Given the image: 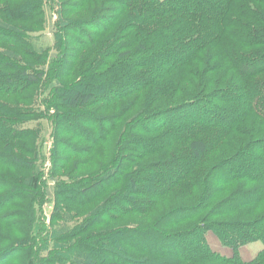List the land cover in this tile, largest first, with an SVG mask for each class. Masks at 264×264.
Wrapping results in <instances>:
<instances>
[{
    "label": "rangeland",
    "instance_id": "374dc122",
    "mask_svg": "<svg viewBox=\"0 0 264 264\" xmlns=\"http://www.w3.org/2000/svg\"><path fill=\"white\" fill-rule=\"evenodd\" d=\"M37 3L42 13L36 7ZM117 6L114 0H0V23L4 22L19 32L16 36L7 29H0V76L8 79L12 87L9 92H0V114L16 124L14 138L10 137L8 143L6 139L0 142V252L5 251L4 255L1 253L3 264H50L49 258H54L52 251L56 248L53 242L55 231L65 222V217H68L66 226L71 231L72 240L63 243V239L58 243L60 245L57 246H63L58 254L73 246L99 240L100 245L92 253L102 258L104 264H130L106 254L104 244L115 248L119 241L123 250L120 255L138 261L143 257L135 252L138 242H124V235L117 236L122 227H149L157 217L175 208L191 206L201 199H196L199 190L186 184L184 190L176 189L156 201L147 216H139L135 212L125 215L117 213L125 205L123 188L128 177L135 180L137 190L144 189L140 197H133V201L140 200L148 192L149 188L144 185V173L145 176L154 173L153 169L142 168L144 163L178 159L189 151L187 143H178L161 154H144L142 160L137 159L131 166L128 165V159L137 158L128 150L131 148L137 156L142 139L149 140V143L152 141L158 149L160 146L155 143H163L159 141L160 138H154L150 130L142 131V119H132L170 109L174 102L205 90L201 89L197 78L191 81L193 78L189 77L190 71L186 67L182 69L184 75H179L178 71L172 76L161 77L146 90H133L127 94L131 91V87L124 83L127 77L137 78L136 75L141 76L144 72V68L141 70V53L136 54L139 53L138 45L145 43L142 47H146L145 56L153 54L147 45L154 42V37L137 32L116 35L115 32L125 21L123 14L129 12L122 15L113 13ZM60 9L61 21L68 24L66 30L58 25ZM115 15L118 22L110 28L109 22ZM105 16L108 23H105ZM173 20L169 18L167 23ZM180 20L185 22L182 26H174V23L167 26L168 32L181 30L176 41L178 37L187 35L189 30V21L183 17ZM101 22L106 27H103L107 31L105 33L97 32ZM123 40L133 41L134 46L122 48L120 45ZM30 44H35L38 49L44 48L46 52L38 56L31 51ZM217 48H205L200 60L194 62L195 68L206 69L208 61L210 64L218 63L217 60H211ZM5 50L13 52L18 60L2 58L1 52ZM4 63L7 67L1 65ZM224 74L225 69L209 72L208 78L220 79ZM25 75L33 79L30 84ZM148 78L150 74L146 76ZM52 81H57L54 86H58L61 91L62 88L70 89L76 85L77 91L83 94L88 91L93 93L94 100L88 106L67 108L63 102L56 101L54 90L49 89ZM215 82L210 83L206 93L212 92L217 86ZM91 84L92 91L89 89ZM171 85L173 87L170 90H165ZM113 91L115 94L112 96ZM255 121L248 118L242 124L246 127L245 138L228 136L220 141L213 152L202 155L195 173L204 176L221 157L231 156L240 149L251 138L252 130H248L249 127L254 132L259 127V133L253 138L263 137L264 127ZM113 123L112 132L100 139L98 132ZM166 133L167 130L163 131L161 139H166ZM208 135L203 134L196 140L208 141ZM140 150L144 151L143 144ZM118 161V171L102 181L104 174L110 169L114 170ZM31 178L37 180L36 188L26 183ZM242 186L241 183L233 184L222 195L227 196ZM92 188L94 190H89ZM78 189L81 191L77 192ZM127 194L134 195L131 188ZM99 205L107 212L95 222L90 213ZM115 206L121 209L115 210ZM263 212L264 208L259 207L221 220L252 221ZM206 214L199 215L186 225L167 226L165 230L181 231L197 221H204ZM86 220L92 224L78 231ZM205 239L213 252L226 258L232 256L231 248L224 246L212 232H208ZM263 248L260 241L247 243L238 248L239 257L244 262L251 261Z\"/></svg>",
    "mask_w": 264,
    "mask_h": 264
},
{
    "label": "trees",
    "instance_id": "16d2710c",
    "mask_svg": "<svg viewBox=\"0 0 264 264\" xmlns=\"http://www.w3.org/2000/svg\"><path fill=\"white\" fill-rule=\"evenodd\" d=\"M115 2L118 6L113 13L122 15L129 11L123 14L125 21L115 32L116 35L137 32L154 37V42L148 44L147 47L155 55L149 53L145 56L146 47L142 48L145 43L138 45L139 53L136 54L141 53V70L144 68V72L142 71L141 76L136 75L137 78L130 75L127 77L124 83L131 87V91L127 94L133 90H146L161 77L172 76L178 71L179 75H184L182 69L186 67L189 68L188 72L190 71V76L189 74L188 76L193 78L191 81L194 82L197 78L201 89L209 90L210 83L213 84L215 81L217 86H214V91L210 93L203 90L187 97L188 99L174 102L170 109H163L143 117L140 115L132 119H142L144 122V126L141 127L142 131L150 130L149 133L154 134V138H160L159 141L163 143H155L160 146L158 149L152 141L149 143V140L142 139L141 145H144L145 152L140 150V145L136 156L135 151H131L130 148L128 152L137 158L128 159L126 161L128 165L131 166L137 159L142 160L141 157L144 154H161L170 146L178 143H187L189 151L186 156L178 159L144 163L142 168L153 169L154 174L145 176L144 173V185L149 189L140 200L133 201L132 199L140 197V192L144 189L137 190L135 180H131L130 177L125 179L128 183L123 188L126 194L123 202L125 205L122 210H118L121 208L115 206L117 213L125 215L135 212L139 216H147L154 208L152 206H155L156 201L176 189L184 190L183 187L186 184L199 190L196 199H201L191 206L175 208L168 214L157 217L153 225L149 227H122L119 230L122 233L118 232L117 236L124 235V242L125 240L129 243L134 240L138 242L139 245L135 246L137 248L135 252L143 256L138 261L125 259L120 255L123 254V250H121L119 241L115 244V248L104 244L105 253L130 264H263L264 248L247 262L240 259L238 248L254 241H260L264 245V212L252 221L221 220L241 211L264 208V136L253 138L259 133V127L255 129V132L249 127L248 130H252L251 138L246 140L245 144L231 156H223L216 161L204 176H198L194 170L199 165L201 156L206 155L208 151L213 152L224 138L228 136L245 138L247 136L246 127L242 124L248 118L255 119L259 126L262 124L264 127V9L262 8L264 0H114ZM36 7L42 13L39 3ZM61 14L60 9L58 25L66 30L68 24L61 21ZM181 17L189 21L187 23L189 30L187 35L182 36L183 38L178 37L179 40L176 41L181 30L168 32L167 26L173 23L174 26H182L185 22L180 20ZM169 18L174 20L168 24L167 19ZM104 19L105 23H108L106 16ZM117 22L115 15L109 22L110 28L115 27ZM103 23L101 22L102 25L97 32H107L103 29V27L106 28ZM0 29H7L16 36L19 34L15 28L4 22L0 23ZM134 37L132 35L133 39ZM116 38L123 39L122 37ZM120 46L127 49L134 45L133 41L123 40ZM30 47L31 51L38 56L46 52V49H38L35 44H30ZM208 47L217 48L211 60H217L218 63L210 64L208 61L206 69L197 70L194 62L200 60L201 52ZM1 57L9 61L18 60L13 52L7 50L1 52ZM1 65L7 67L6 63ZM222 69H225L222 78L215 80L208 78L209 72ZM148 74L150 78L146 79ZM24 77L29 84L33 80L29 76ZM56 82L52 81L49 89L54 90L56 101L63 102L67 108L88 106L94 100L95 95L89 91L83 94L77 91L76 85H72L70 89L62 88L61 91L58 86H54ZM172 87V85L168 86L165 90H170ZM11 89L9 80L0 76V92H9ZM89 89L92 91V84ZM114 94L113 91L111 95ZM15 125L13 120L0 114V142L6 139L5 142L8 143V139L16 135ZM113 128L114 123L104 131L98 132V137L101 139L109 135ZM165 130L168 131V134H165L166 139H161ZM262 132L263 130L260 131ZM156 134L159 136L157 137ZM203 134H210L207 136L208 141L196 140ZM118 167L119 161L114 170L110 169L104 174L102 181L114 175ZM34 178L26 180V183L36 188L37 180ZM237 183L243 186L227 196L222 195L229 187ZM250 186L251 188H248ZM130 188L134 195L127 194ZM78 191L81 190L78 189ZM218 197L221 198L214 203ZM105 212L107 209L103 210V206L99 205L91 211V219L96 222ZM203 213H207L204 221H197L181 231L166 232L165 230L167 226L173 228L186 225ZM64 221L55 231L53 242L56 248L52 251L54 258H49L50 264L65 262L104 264L105 261L102 258L92 253L98 246L99 240L86 245L73 246L69 250H64L62 254L57 253L61 252L63 247L57 246L60 245L58 243L63 239H65L63 243L72 240L71 231L66 226L68 217H65ZM91 224L86 220L78 231H83ZM208 232H212L224 246L231 248L233 252L231 257H223L210 249L205 239ZM1 253L3 252H0V264H3L4 259Z\"/></svg>",
    "mask_w": 264,
    "mask_h": 264
}]
</instances>
